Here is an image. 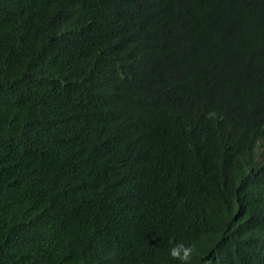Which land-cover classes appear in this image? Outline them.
I'll use <instances>...</instances> for the list:
<instances>
[{
	"label": "trees",
	"instance_id": "1",
	"mask_svg": "<svg viewBox=\"0 0 264 264\" xmlns=\"http://www.w3.org/2000/svg\"><path fill=\"white\" fill-rule=\"evenodd\" d=\"M180 242L264 264V0H0V264Z\"/></svg>",
	"mask_w": 264,
	"mask_h": 264
},
{
	"label": "clouds",
	"instance_id": "2",
	"mask_svg": "<svg viewBox=\"0 0 264 264\" xmlns=\"http://www.w3.org/2000/svg\"><path fill=\"white\" fill-rule=\"evenodd\" d=\"M210 116L214 115V113H210ZM194 249L190 245H186L182 242L175 243L169 249V256L174 259L180 261V264H191L193 257Z\"/></svg>",
	"mask_w": 264,
	"mask_h": 264
}]
</instances>
